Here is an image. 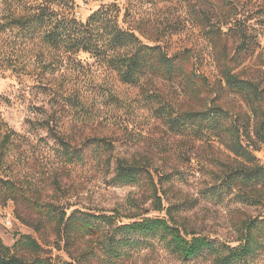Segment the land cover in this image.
Returning a JSON list of instances; mask_svg holds the SVG:
<instances>
[{
    "label": "rangeland",
    "instance_id": "374dc122",
    "mask_svg": "<svg viewBox=\"0 0 264 264\" xmlns=\"http://www.w3.org/2000/svg\"><path fill=\"white\" fill-rule=\"evenodd\" d=\"M76 1L77 15L84 19L100 3L115 0ZM244 1L253 9L248 12L253 16L248 23L259 48L252 56L239 60L234 71L241 78L260 80L264 79V0ZM210 4L216 5L214 1ZM178 8L164 0L156 6L148 3L143 9L152 19L161 21ZM160 43L169 53L187 51L189 68L206 84L196 82L199 90L195 93L159 79L128 85L86 53L65 56L40 46L25 48L23 62H16L19 80L24 82L0 73V120L5 123L0 134L12 130L15 140L4 174L15 178L17 186L32 199L115 214L116 223L120 224L164 215L156 210L157 201L147 182L115 185L111 181L115 159L147 163L155 181L162 174L174 172L169 180L158 183L157 195L162 207L178 206L177 219L186 231L235 246L245 221L264 219V191L241 186L225 188L221 185L223 177L229 169L239 167V160L216 138L195 139L171 132L153 108L160 102L175 109H200L202 104L213 102L242 121L250 112L238 94L224 88L215 50L191 23H184L178 33L163 36ZM221 45L231 55L236 42L224 37ZM17 55L21 57L19 51ZM27 84L38 86L27 92ZM72 101L79 103L77 109ZM30 109L51 115L61 123V133L70 137L72 143H81L88 137L104 138L111 144V151L96 155L97 159L88 156L84 163L58 168L54 174L52 168L60 166L55 154L57 146L45 131L30 130L26 120L36 123L42 119L41 113H31ZM253 123L250 120L251 127ZM253 154L264 167V144ZM0 174L4 176L1 170ZM53 176H57L59 188L53 185ZM0 192V239L5 245L11 246L19 235L29 234L52 249L55 262L69 260L64 251L53 248L52 223L35 214L22 200H12ZM148 241L154 244L140 247L132 257L116 264H213L214 256L209 252L181 261L155 239ZM89 247L95 249L96 255L88 256L87 264H105L92 238L79 240L72 254ZM247 263L264 264V250Z\"/></svg>",
    "mask_w": 264,
    "mask_h": 264
},
{
    "label": "trees",
    "instance_id": "16d2710c",
    "mask_svg": "<svg viewBox=\"0 0 264 264\" xmlns=\"http://www.w3.org/2000/svg\"><path fill=\"white\" fill-rule=\"evenodd\" d=\"M159 1L164 0L100 3L82 19L77 15L76 0H0V73L23 83L19 80L16 62L22 61L25 48L40 46L65 56L86 53L98 65L115 72L124 84L139 86L144 81L159 79L177 83L195 93L199 90L196 82L203 85L206 82L189 68L190 54L187 51L169 53L160 43L163 36L178 33L184 23L189 22L215 50L224 88L242 98L250 115L242 121L213 102L208 106L202 104L200 109L185 110L158 102L153 110L171 132L191 135L195 139L216 138L239 160V167L225 173L221 184L225 188L241 186L264 191V167L257 163L253 154L264 144V79L241 78L234 71L239 60L252 56L259 48L248 23L253 17L248 14L252 7L244 0H166L179 8L157 21L143 8L148 3L156 6ZM207 1L209 4L214 1L215 7L205 5ZM224 37L236 42L231 55L221 45ZM18 51L21 57L17 55ZM37 86L27 84L25 91ZM72 102L75 108L79 106L77 101ZM30 110L42 114V119L36 123L25 121L30 130L45 131L57 146L55 154L60 166L52 168L54 174L58 168L84 163L88 156L97 159L102 152L111 151V144L104 138L88 137L81 143H72L70 137L61 133V123L55 122L51 115ZM250 120L254 121L252 127ZM2 126L5 123L0 120V129ZM12 135L13 131L7 129L0 134L2 174L8 168L5 162L15 142ZM148 166L147 163L117 158L113 162L111 181L115 185L147 182L157 201L156 210L163 211L164 215L120 224L116 223L115 214L32 199L17 186L15 178L0 174V191L12 200H22L35 214L52 223L53 248L64 251L69 257V260L55 262L52 249L44 247L47 244L29 234H21L11 246L0 239V264H87L88 256L96 255L93 247L72 254L78 241L85 237L95 240L105 264H116L132 257L140 247L153 245L148 239H155L181 261L209 252L214 256L213 264H248L249 258L264 250V219L245 221L235 246L186 231L177 219L178 206L162 207L157 195L158 183L169 180L174 172L162 174L155 181ZM56 177L53 176L52 183L59 188ZM35 229L38 231L39 225Z\"/></svg>",
    "mask_w": 264,
    "mask_h": 264
}]
</instances>
